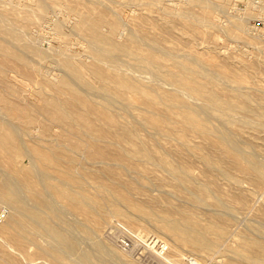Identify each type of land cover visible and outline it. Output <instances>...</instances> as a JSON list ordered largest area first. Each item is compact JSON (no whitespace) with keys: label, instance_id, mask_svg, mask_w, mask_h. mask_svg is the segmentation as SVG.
<instances>
[{"label":"bare ground","instance_id":"bare-ground-1","mask_svg":"<svg viewBox=\"0 0 264 264\" xmlns=\"http://www.w3.org/2000/svg\"><path fill=\"white\" fill-rule=\"evenodd\" d=\"M65 1L63 2L74 19L71 21L73 29L83 39L92 57L90 63L74 57L65 46L58 53H45L39 49L41 46L34 43L35 40L33 42L26 36L24 28L34 24L38 18L47 16L52 6L60 4L61 0H18L21 7L26 9L22 14L17 12L15 5L0 8V203L8 208L7 217L6 214L0 215V264H22L13 252L24 257L32 245L37 249L35 258L43 260L42 264H134L131 258L118 252L106 240L102 241L104 238L100 240L101 238L95 237L102 223L114 219L117 221V217L126 218L131 225L147 221L153 229L167 235L169 240L156 237L163 245L168 244L167 257L174 258L177 253V257H184L187 253L181 248L185 246H190L192 251L206 259L209 255L212 257L217 248L221 249L218 246L226 240L229 230L223 224L227 216L224 219L221 213L224 211L221 208L227 207L226 202L215 188L218 180L226 179L239 190L248 186L243 185L246 180L258 184L264 182V161L256 159L254 155H257V150L254 147V154L247 148L248 144L253 145L254 134L264 132V102L255 103L253 96L241 90V87L229 89L221 86L222 80L232 83L238 79L244 80V74L239 76L228 69L225 71L221 68L216 70L209 66L202 67L201 64H211L214 59L208 61V57H202L195 48L185 51L171 48L163 44V38L151 36L140 24H150L153 29L159 27L164 37L172 33L178 20L183 21L184 26L193 32L205 33L201 29V22L210 17L213 6L207 0L187 1L190 5L200 6L201 11L188 6L185 9L178 8L173 4L159 6L160 14L166 19V25L159 26L151 18L137 22L122 11L112 9L104 0H89L87 4L81 0ZM135 1L137 5L151 6L153 2L158 4L162 0ZM216 1L222 7L227 2ZM109 12L112 15H108ZM127 23L131 25L130 33L124 40H119L117 35ZM236 26L241 28L244 25L238 21ZM58 28L61 31L62 25L59 24ZM31 30L35 31L34 28ZM32 56L56 61L64 75H47L40 63H37L38 60L33 62ZM10 66L15 69L16 78L8 76ZM144 73L151 74L148 75L151 77L146 80L148 76L143 75ZM37 75L41 78H37ZM161 81L172 84L173 88L169 84L167 87L170 89L165 88L166 85ZM34 82L40 84L38 91L25 93L24 86ZM43 86H49L53 92L47 94L42 89ZM257 88L256 91H259L258 86ZM92 95L99 97V100L93 99ZM116 103H121L127 113L138 107L141 112L137 116L129 114L133 121L128 119L127 122H120L119 118L125 115L113 112L112 107ZM159 107L164 112H158L156 109ZM175 116H179V120ZM212 119H216L219 124H214ZM136 123L146 125L145 129L147 126L153 129L150 139L155 140L158 145L160 140L173 138L180 146L191 150L196 161L204 166L203 177L195 176L187 165L169 158V155L179 154L178 146L170 147L167 154L157 155L154 144L150 139L141 137ZM32 128L41 131L39 139L44 143L35 141L32 146L26 143L22 135H30ZM189 131L196 133L197 141L194 146L186 139L185 135ZM24 158L29 160L27 164ZM83 160L94 164L96 168L86 167ZM147 163L167 169L176 180V189L188 190L192 204L202 207L213 205V210L208 206L206 208L211 220L202 223L191 208L176 206L169 200L164 208L157 209L155 205L159 204L158 199L145 202L143 198L136 197L133 191L140 190L141 187L124 180L126 178L123 179L122 175L125 170L140 172L137 169ZM132 174L129 176L132 177ZM250 187L252 190L253 186ZM170 194L173 195V192ZM209 199H213L211 204ZM238 210L241 212L239 207ZM230 212L233 211L229 209ZM234 212L231 216L235 215ZM70 213L71 216L82 215L83 219L73 217L76 220L71 221L68 219L71 217ZM244 214L248 216V213ZM239 215L241 213L235 219L238 220ZM112 224L113 227L117 225H110ZM139 225L138 229L142 234H149L146 224ZM257 229L264 233L263 226ZM139 230H136L137 234ZM250 231L254 232L253 229ZM76 232L78 236L79 233L83 234L92 242L94 249L90 248L94 252L82 247L79 241L86 240L83 236L82 240L78 238ZM104 233L105 230L102 235ZM38 236H43L46 243H40ZM258 238L246 232L242 234L238 246L232 249L235 264H264V241Z\"/></svg>","mask_w":264,"mask_h":264},{"label":"rangeland","instance_id":"rangeland-1","mask_svg":"<svg viewBox=\"0 0 264 264\" xmlns=\"http://www.w3.org/2000/svg\"><path fill=\"white\" fill-rule=\"evenodd\" d=\"M10 1L9 0H0V8L7 7V6L10 7L12 5H15V6H17L15 8L17 9V12L19 14L25 13L24 11L26 9L21 7V5L17 2L18 0H16V1L14 0L15 3L12 0H10ZM63 1H65V0H63ZM63 1L61 0L60 4L53 5L52 8L49 10L47 16L38 18L34 24H31L28 27L24 28L25 33L27 34L26 36H28L27 38L32 40L33 42L35 40L34 43H36V45L38 47L41 46L39 49L45 53H58L65 46L64 48H69V53L72 54L74 57L76 56L77 59H81L83 61L85 60L86 63H88V62L90 63L92 61V57L89 54L88 48H87L85 42H83V39L73 29L72 22L74 19L72 18V14L70 16V12L68 11V9H67V7ZM81 1L84 4L89 3V0H81ZM104 1H106L112 9H116L120 12L122 11L123 14H126L129 17L134 18V20H136L137 22H140V21L144 20L145 18H151L159 26L166 25V19H164L162 17V15L160 14L159 6H165V5H172L173 4L174 6H177L178 8H184L185 9L188 6V8L189 7L193 8V9H195V11H201L200 6L196 7L192 4L190 5L189 4L190 2L187 3V1H189V0H162L160 3H158L159 5L156 2H153L151 4V6L137 5L138 3H136L135 0H129V1L128 0H104ZM207 1L213 6L214 9H213L210 17L207 20L201 22V29L204 30L205 33H200V32H195V31L193 32V31H191L190 28H186L184 26L183 21H179V20L175 22L172 33L166 37H164L162 35L160 29H158L159 27L158 28L154 27V29H153L152 25L147 24V23L146 24L145 23L140 24V27L143 30H146V32L150 33L151 36L156 35V36L163 38L162 39L163 44H165L171 48L179 49L180 51H183V50L185 51L189 48H195L196 51L198 52V54H200L202 57L203 56H204V58L208 57V59H207L208 61H211L212 58L214 59V60H212L213 62L216 61V62H214L215 64L213 62H211V64H208V65L207 64H201L202 67L209 66V67H211V69H216V70H217V68L218 69L221 68L222 70H225V71H228V70H229V72L232 71L239 76H242L241 74H244L243 75L244 80H246L245 82H248V83H245L244 80H240V79L236 80L237 83L236 82L235 83L234 82L233 83L227 82L226 80H225L226 82L225 81L223 82V80H222L221 86L224 85L222 87H226L229 89L241 87L242 89L241 88H238V89L249 92L253 96L255 103L264 102V97H263L264 96V92H263L264 91L263 90L264 89V85H263L264 84V0H226L227 2L223 5V7L218 5L219 3L216 0H207ZM214 1L217 3H215ZM65 2H67V0ZM109 2H111V3H109ZM126 5H130V6H126ZM58 7L61 9V11H60V9L58 10ZM215 7H216V9H215ZM155 9H157V10H155ZM65 11H66V13H65ZM54 12H55V14H54ZM60 12H62V13H60ZM63 14H66V15H63ZM108 15H112V12H109ZM55 17H57V19ZM38 21H41V22H38ZM238 21L242 22L244 26L241 28L237 27L236 22H238ZM51 22H53L54 24ZM43 23H44V26H43ZM45 24H47V25H45ZM59 24L62 25L61 31L58 28ZM63 24L66 26H64ZM67 24H69L70 26ZM128 24L129 23H127V26L124 25L123 27L125 29L122 28L120 33L117 35L118 36L117 38L119 40H124V38H126V36L130 33L129 31L131 30V28H130L131 25L129 24L130 25L129 26ZM37 25H39V26L37 27ZM148 27H150V28H148ZM33 28L35 29L34 32H33V30H31ZM70 28H71V30H70ZM123 30H125L126 32H124ZM73 31H75V32H73ZM30 33L33 36L30 35ZM38 33H40L42 35L44 34V35L41 36ZM190 33H192V35ZM29 35L32 38H30ZM119 35H120V37H119ZM35 36H36V38H35ZM37 36H39V37H37ZM42 37H43V39H42ZM57 42H59V43H57ZM60 42L63 45H61ZM70 46L72 47L71 49H70ZM48 47H49V49L50 48L51 49L49 50ZM45 48L48 50H46ZM73 50H74V52L76 51L75 52L76 54L74 52H72ZM81 54H83V55L81 56ZM89 55H90V57H89ZM82 57L85 59H82ZM90 58H91V60H90ZM31 59L33 60V62L38 60L37 63L38 64L40 63L39 65L43 69V71H46L47 75L49 74L51 77H52V74H53V76L56 75L59 77L64 75V71L62 70L61 66L58 65V63L52 59H50V60L49 59H42V58L37 57V56H32ZM124 59H125V57H124ZM125 64H127V63H125ZM48 65H49V67H48ZM45 66H46V69H45ZM125 67L127 68V66H125ZM209 67H207V68H209ZM57 68L59 69V71ZM50 71H51V73H49ZM245 71L248 73H246ZM7 74L10 78H13V77L16 78L17 77L15 74V69L12 66L9 67V71H7ZM143 75L148 76L151 74L144 73ZM38 77H40V76L37 75V78ZM150 77L151 76H148V78H146V80L149 79ZM261 81L263 84L261 83ZM161 82H163V81H161ZM163 83L166 85V87H165L162 84L165 88H167V89L173 88V87H171L172 84H170L168 82H163ZM225 83H226V85H225ZM228 83H229V86H228ZM249 83L251 86L249 85ZM18 84H20V82H18ZM168 84H169L170 88L167 87ZM234 84L236 85V87ZM232 85L234 87H232ZM241 85H243V86H241ZM247 85H249V86H247ZM254 86L256 89H258L257 88V86H258L259 89L263 90V91H260V90L256 91ZM260 86H262V87H260ZM39 88H40V84H38L37 82H34V83L26 84L23 89L25 90V93H27V92L29 93L30 91H31L30 93H32L34 91H38ZM42 89L47 94H51L53 92L49 86H43ZM91 97L93 99L99 100V97H96L94 95H92ZM112 110L116 114L125 115V117L119 118L120 122H123V123L127 122L128 119H131L133 121V118L129 117V114L137 116L141 112V108L138 107L137 109L133 110L131 113H127L124 110L123 105L121 103H116L115 106L112 107ZM156 110L158 112H164L161 107L157 108ZM175 118L179 120L180 117L175 116ZM212 122H214V124H216V123L219 124V122L216 119L215 120L212 119ZM218 124H216V125H218ZM136 126L139 130L141 137L144 139H150L152 136L151 132L154 133L153 132L154 130L148 126H147V129H145L146 125H144V124L136 123ZM138 126H140V128ZM141 127H142V129H141ZM32 129L33 130H30L31 133L29 131V134L33 135L32 138L30 137V135H28V133H23V135H22L23 139H25L26 143L29 146H30V144H31V146L34 145L35 141L36 142L39 141L40 143H44V141L39 139V135H40V138L42 135L41 131L37 128L36 129L32 128ZM58 129L61 130L60 128H58ZM36 130H39V131H36ZM145 134L147 137L146 136L144 137ZM185 136L191 145H193V146L196 145L197 139H196V133L194 131L187 132ZM263 137H264V132H258L256 134H254V139H255L253 141L254 146L252 144L247 145V148L249 149V151L251 150L250 152H253L254 148H255L254 150H257L256 151L257 155H254V156H256V159H259L260 161H264V160H262V159H264V149H263L264 148V138ZM150 141L154 144L153 148L155 149V152L157 153V155L167 154V150L170 147L178 146L180 149V152L178 155H174L177 158H175L173 155H169V158L171 160H177L176 162H179L180 164L187 165L190 168V171L192 172V174H194L195 176L200 175L199 176L200 178L203 177L204 166L202 165V163L197 162L196 156L192 154L191 150H188L185 146H180L179 142L176 139L167 138L164 140H160V142H161L160 145L156 144L157 142L155 140L150 139ZM161 144H163L162 145L163 147L161 146ZM252 147H254V148H252ZM260 152L262 154H260ZM252 154H254V152ZM258 154H260V155L258 156ZM260 156H261V158H260ZM24 160H25L24 162L26 164L29 161L27 158H24ZM82 162H84L83 164H86L85 165L86 167L96 168L94 164L91 165V163H87V162H85V160H83ZM139 169H137V170L140 172H132V171L128 172L127 170H125L123 172V175H122L123 179L126 178L124 180H129L134 185H137V186L139 185L141 187L140 190L133 191V194L136 195V197H138L139 199L143 198V200L145 202H149L150 200H152L154 198L156 200L158 199L159 204L155 205V207L157 209L164 208L166 206L165 203H167V200H169L171 203H173L176 206H181V207H185V208L188 207V209L191 208L190 210L195 215L199 216V219L202 223H207L209 220H211V215L208 212V210L206 209L208 205L202 207V206H196V204L195 205L192 204L191 195L189 194L188 190L186 188L177 190L175 187L176 186V180L174 179V177L171 175V173L167 169H165L159 165L152 164V163H147V165L141 166V167H139ZM130 172L134 174V175L132 174V177L129 176V175H131ZM164 177H165V179H164ZM168 179L171 182H169ZM136 180H138L139 183ZM219 181L222 183H220ZM251 181L252 180H248V182H247V180H246L247 183L244 181L243 185H248L249 187L243 186V188H241L239 190L237 188H234L235 186L231 185L226 179L222 178V179L218 180L217 186L215 188L218 190L219 196L222 198V200L224 202H226V206H227V207L221 208L224 211L227 210V211H225L227 214L220 209V211H222L221 212L222 215L224 216L223 218L225 219V216H227L225 220L223 219L224 222L223 221L222 222H223L224 226L227 225L226 227L227 228L229 227L228 228L229 230H228L226 237L227 238L231 237V238L230 239L225 238L226 240L223 241L224 244L222 242L218 246V247H221V249H223V247H224V249L221 250L220 248H217L218 250L216 249L217 251L213 253L214 255L212 254V257L209 255L207 257V259H206V257H202L199 253L196 252L197 253L196 254L194 251H192L193 249L190 246H185V247L181 248V250L183 249L182 251L184 253L185 252L187 253V254L185 253L186 255L184 257H182V256H179L180 258L177 257L179 255L178 253L175 254L177 259L175 258V256H174V258L171 257L172 259L170 257H167L169 255V253H168L169 249L167 247L168 244L164 243V245H163V243H160L159 239L156 237L159 236V237L163 238L164 240H169V238L167 237V235H164V233L162 235V232L156 231L157 229H153L151 224L147 221H144V220H142L138 224L131 225V224H129V222L127 221L126 218L117 217V221H116V219H114V221L111 220L108 222H104L106 225L109 224V225H107V227H106V225H104V223H102L100 228L97 230L98 234L96 233L97 235L95 234V237L97 239L101 238L100 240H102L104 238L102 241L106 240L105 242L107 244H109L110 246L114 247L118 252H120L121 254L128 257V259L131 258L130 260L134 264H188V263L189 264H198V263L203 264L204 262H205L204 264H213L214 262H215L214 264H235L233 262L234 258L232 257L233 256L232 249H234V247L238 246V244L241 240V236L244 232L249 233L253 237L257 236V238L259 237L258 239L264 241V239H262V238H264L263 237L264 233H262L261 231H259L257 229L260 226L264 227V222H262V218L264 221V204H263L264 203V197H263L264 196V182L262 184H258L255 181H252V182ZM254 184H256V186ZM250 186H253L252 190H251ZM150 187H151V189H149ZM153 187H155V189H153ZM246 187H248V188H246ZM253 188L256 190H253ZM165 189L168 190L169 192L163 191ZM241 190L245 191L246 193H244ZM257 190H258V192H257ZM260 190H262V191L260 192ZM171 192H173V195L170 194ZM174 192H176V193H174ZM262 192H263V194H262ZM174 194H175V196H174ZM256 195L259 197H257ZM176 197H178V199H176ZM179 198H180V200H179ZM255 198H256V200H255ZM183 199H185V200H183ZM186 199H188V201H186ZM254 200H255V202H254ZM257 200H259L258 201L259 203L257 202ZM179 201H182V202H179ZM212 201H213V199L208 200V202L210 204ZM180 203H182L184 206L181 205ZM242 203L244 204V206L241 207V205H243ZM3 204L4 203H0V210H1L0 215L4 216L6 214V217H7L8 212L6 210H8V208L5 207L6 206L5 204H4L5 206ZM163 204H164V206H163ZM235 204H239V206L235 205ZM234 205H235V207H234ZM194 206H196V207H194ZM210 206H208L210 210H213V208H215L213 205H210ZM204 207H205V209L203 210ZM238 207L241 209L240 210L241 212H239ZM251 207H253L254 209H252ZM1 208H3V209H1ZM246 208L249 210L250 214ZM229 209L233 212L235 211L234 212L235 215H233L234 217L231 216V213L233 214V212L229 213ZM240 213H241V215H243V217L241 215H239L240 218H238L239 216H237L238 220L235 219V216L240 214ZM244 213H248V216L250 215L251 217L250 216L248 217L247 214H244ZM68 215L69 214H67V217H68ZM244 215H245V218H244ZM70 216H71V213H70ZM257 216H258V218H257ZM6 217L4 219H6ZM71 217H72V219H71ZM71 217H68V219H70L71 221H73V219H74L73 217H75L76 219H83V216L78 215V214H73ZM241 217H242V219H241ZM252 217H254V218L256 217V219H254ZM248 218H249V220H247ZM76 219H74V220H76ZM232 219H233V221H232ZM254 220H256V221H254ZM226 221H228V222H226ZM259 221H261L260 224H259ZM117 222L121 225H119ZM243 222H244V225H243ZM111 223L117 224L116 226H118V227L120 226L121 228L120 227L118 228L116 226L113 227V224L110 225ZM140 223L146 224L148 226L147 228H149V229H147V230H149L148 231L149 234L145 232L146 236L144 234H142V232L138 229V227L140 226L139 225ZM232 223L235 224V227L233 226ZM237 223L239 226L236 225ZM245 224L247 226H250L251 229L246 227ZM106 228H108V229H106ZM110 228H111V230L112 229L113 230L111 231ZM131 228H133V229H131ZM231 228L233 229V231ZM125 229H127L130 232H128ZM252 229L254 230L255 233L253 231H250ZM104 230H105V233H104V235H102ZM136 230H139L140 232L138 231V234H137ZM151 230H152V232H151ZM234 230H236V231H234ZM113 231H115V232H113ZM231 231H232V233H230ZM111 232H113V233H111ZM153 232L155 233V235ZM77 233L78 232H76V236H78ZM151 233H153V234H151ZM258 234H260V235H258ZM98 235L102 236V237H99ZM82 236H83V238H85L84 240H86V241H83L85 244L82 241H79L81 243L82 247L89 250V251H93V250H91V248L94 249L92 242L89 239H86V237H84V235L80 234V233H79L78 238H81V240H82ZM121 236H122V238H121ZM134 236H136V237H134ZM41 237L43 239H41ZM144 237L145 238L147 237L146 240ZM37 240L40 243H42V241L44 244L46 243L45 242L46 240L44 239L43 236H38ZM78 240H80V239H78ZM109 241H111V242H109ZM118 241H120V242H118ZM89 243H90V245H89ZM151 243H152V245H151ZM144 244L147 245L148 248ZM156 245H158V246H156ZM30 247H29L30 249L27 252L28 254H25L24 257H23V255L17 254L13 251L12 252L20 260V262L22 264H42L43 260L38 261L39 259L37 260V258H35V256H34V254L36 253L35 251L37 250L36 247L33 245ZM124 247H126V248H124ZM144 247H146V250ZM154 247H156V248H154ZM166 247H167V249H166ZM149 248H152V249H149ZM187 249L188 250L190 249L189 250L190 252L187 251ZM122 251H124V252H122ZM144 252H146L147 254L146 253L144 254ZM141 253H143V254H141ZM215 253H216V257H214ZM29 254H30V256H29ZM191 254L193 256H191ZM185 257L187 258V260ZM189 257H190V259H189ZM191 257H192V259H191ZM161 258L163 259V261ZM195 258H196V260H195ZM218 258H219V260H218ZM183 259H185V261ZM200 259L202 262L200 261ZM168 260H170V261H168ZM178 260H180V261H178ZM189 260H191V261H189ZM208 260H210V261H208ZM211 260H214V262ZM220 260H221V262H220ZM172 261H173V263H172ZM186 261H188V263ZM184 262H186V263H184Z\"/></svg>","mask_w":264,"mask_h":264}]
</instances>
